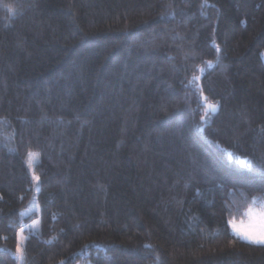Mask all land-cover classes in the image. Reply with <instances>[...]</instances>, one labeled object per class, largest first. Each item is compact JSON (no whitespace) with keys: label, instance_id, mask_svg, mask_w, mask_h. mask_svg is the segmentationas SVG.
Returning <instances> with one entry per match:
<instances>
[{"label":"trees","instance_id":"16d2710c","mask_svg":"<svg viewBox=\"0 0 264 264\" xmlns=\"http://www.w3.org/2000/svg\"><path fill=\"white\" fill-rule=\"evenodd\" d=\"M262 165L264 0H0V264H264Z\"/></svg>","mask_w":264,"mask_h":264},{"label":"snow or ice","instance_id":"6c2138e0","mask_svg":"<svg viewBox=\"0 0 264 264\" xmlns=\"http://www.w3.org/2000/svg\"><path fill=\"white\" fill-rule=\"evenodd\" d=\"M198 77H194V80H198ZM205 101L204 112L207 114L209 111L216 112L218 109V105L208 101L207 97H203ZM203 131V129H201ZM227 155L231 156L232 153H228ZM32 153H29L28 165L29 168L33 167V162L31 157ZM241 165H245L247 161L241 160ZM262 173H264V165H262ZM33 179L38 181L39 177L33 175ZM261 186L264 187V175L261 177ZM255 197H253V203L255 202ZM247 215L249 217L248 221L245 223L243 221L237 222V220L233 217L229 219L227 223L231 226L232 230L239 235L242 239L248 240L251 243L264 245V205L260 209H256L252 206L247 208ZM23 229L17 234V254L23 258V245L26 238L23 236Z\"/></svg>","mask_w":264,"mask_h":264},{"label":"rangeland","instance_id":"374dc122","mask_svg":"<svg viewBox=\"0 0 264 264\" xmlns=\"http://www.w3.org/2000/svg\"><path fill=\"white\" fill-rule=\"evenodd\" d=\"M241 160H243V159H241ZM248 219H249V217H248V215H247V217H246V219L245 220H242L243 222H247L248 221ZM237 222H241V221H237ZM233 231V230H232ZM234 232V231H233ZM235 233V232H234ZM236 234V233H235ZM237 235V234H236ZM237 236H239V235H237ZM240 237V236H239ZM245 240V239H244ZM246 241H248V240H246ZM248 242H250V241H248Z\"/></svg>","mask_w":264,"mask_h":264}]
</instances>
